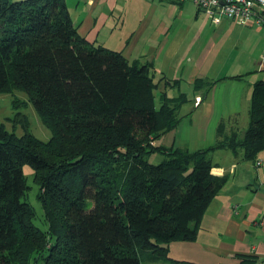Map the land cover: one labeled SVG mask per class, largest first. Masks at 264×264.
<instances>
[{
	"label": "trees",
	"instance_id": "obj_1",
	"mask_svg": "<svg viewBox=\"0 0 264 264\" xmlns=\"http://www.w3.org/2000/svg\"><path fill=\"white\" fill-rule=\"evenodd\" d=\"M152 69L88 42L64 0H0V92L24 91L51 132L35 137L18 110L23 135L0 124V264H153L166 260L170 241L195 238L225 181L211 173L209 153L227 148L254 160L264 149V79L253 83L242 138L232 132L188 151L152 144L177 125L186 101L162 92L156 108ZM152 152L159 163L148 160ZM24 164L46 230L23 198Z\"/></svg>",
	"mask_w": 264,
	"mask_h": 264
},
{
	"label": "crops",
	"instance_id": "obj_2",
	"mask_svg": "<svg viewBox=\"0 0 264 264\" xmlns=\"http://www.w3.org/2000/svg\"><path fill=\"white\" fill-rule=\"evenodd\" d=\"M64 1L88 42L120 50L129 62H151L159 95H185L179 122L153 145L195 151L232 132L244 136L253 83L264 79L263 28L230 19L215 25L190 0ZM196 79L205 84L195 88ZM209 157L211 173L225 177L223 185L206 206L195 238L170 241L166 260L156 262L264 264V149L254 160L227 148Z\"/></svg>",
	"mask_w": 264,
	"mask_h": 264
},
{
	"label": "rangeland",
	"instance_id": "obj_3",
	"mask_svg": "<svg viewBox=\"0 0 264 264\" xmlns=\"http://www.w3.org/2000/svg\"><path fill=\"white\" fill-rule=\"evenodd\" d=\"M169 87V92L177 94V89ZM189 92V91H188ZM18 98L19 101H22V104L19 103V108H14L13 100ZM154 102L156 108L159 107V92L154 90ZM21 111L27 116L29 122L28 130L37 138L42 141L49 140L51 132L43 122L41 121L38 113L36 112L32 102L28 99V95L21 90L15 89L11 92H0V124L8 130L9 132H14L17 136L24 134L25 128L20 122L14 123L13 119L16 111ZM162 154L159 152H152L148 156V160L157 164L162 159ZM25 181L27 185V190L24 195V200H26L34 209L35 215L33 222L34 224L41 228L42 230L47 229V222L44 218L43 209L40 204V201L37 198L38 195V185L34 181V171L29 164H24L22 167ZM154 264H162L161 262H156Z\"/></svg>",
	"mask_w": 264,
	"mask_h": 264
},
{
	"label": "built area",
	"instance_id": "obj_4",
	"mask_svg": "<svg viewBox=\"0 0 264 264\" xmlns=\"http://www.w3.org/2000/svg\"><path fill=\"white\" fill-rule=\"evenodd\" d=\"M180 3L185 0H166ZM204 12L210 21L219 25L222 20L230 19L241 24H254L264 29V0H190ZM264 56V51H263ZM196 103L200 97L195 98ZM260 164V160L256 161Z\"/></svg>",
	"mask_w": 264,
	"mask_h": 264
}]
</instances>
